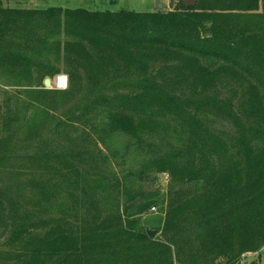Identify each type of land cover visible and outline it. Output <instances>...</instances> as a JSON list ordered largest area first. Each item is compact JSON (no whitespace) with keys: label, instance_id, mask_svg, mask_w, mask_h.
<instances>
[{"label":"trees","instance_id":"16d2710c","mask_svg":"<svg viewBox=\"0 0 264 264\" xmlns=\"http://www.w3.org/2000/svg\"><path fill=\"white\" fill-rule=\"evenodd\" d=\"M194 1L156 13L0 1V71L36 67L43 85L61 71L35 57L62 60L61 96L84 103L74 120L94 124L100 144L158 137L167 152L138 173L171 178L163 217L148 220L156 195L96 197L123 181L87 135L82 148L25 156L0 137V264H240L264 246V0Z\"/></svg>","mask_w":264,"mask_h":264},{"label":"rangeland","instance_id":"374dc122","mask_svg":"<svg viewBox=\"0 0 264 264\" xmlns=\"http://www.w3.org/2000/svg\"><path fill=\"white\" fill-rule=\"evenodd\" d=\"M4 8L21 10H46L60 8L62 10H86L90 12H134V13H156L167 12L172 9L170 0H0ZM42 65H49L59 69L61 73L51 78V88L45 89L41 83L40 75L36 67H30L28 74L12 76L0 71V137L9 138L13 152L19 156L31 155L36 149L56 146H74L76 149L85 146L81 143L80 136L87 135L94 143H98L109 178L115 176L123 181L114 193L105 195L101 191L96 192V197H117L122 205L126 195L135 192H143L145 196L156 195V212H147L143 218L157 220L163 217L171 178L167 173L151 174L141 177L140 172L152 157L167 152L164 143L158 137L144 138L137 142L134 138L117 133L109 136L105 144H100L97 136L102 135L100 131L95 133L94 124L90 122L74 120L78 108L84 103H78V98L61 96L68 91L67 76L62 74L64 66L62 60L51 56L35 57ZM65 78L64 88L58 87L59 77ZM46 78V79H47ZM50 91V96H43L42 91ZM54 100H52V99ZM52 102V104H50ZM62 123V124H61ZM73 124L71 129L63 131L64 124ZM98 126L102 123L96 122ZM61 126H58L60 125ZM229 128V127H228ZM55 129V130H54ZM100 127H98V130ZM55 131V132H53ZM70 140V143H69ZM166 141L174 146L181 144L180 137L167 138ZM75 143V144H74ZM9 145V147H10ZM42 145V146H41ZM41 146V147H40ZM155 152V153H154ZM168 175V180L165 176ZM128 190L132 192L126 194ZM140 201V200H139ZM69 203V202H68ZM68 203H64L67 205ZM56 207L49 208V215H57ZM159 237V236H158ZM4 239L0 238V250ZM220 260L217 264H222ZM240 264H264V246L257 252L245 253L240 258Z\"/></svg>","mask_w":264,"mask_h":264},{"label":"water","instance_id":"95a60500","mask_svg":"<svg viewBox=\"0 0 264 264\" xmlns=\"http://www.w3.org/2000/svg\"><path fill=\"white\" fill-rule=\"evenodd\" d=\"M195 5V1L194 0H182V6L184 8H189V7H193ZM43 86L45 89H50L51 88V80L50 79H45L43 81ZM139 202V199H135L133 202H131L128 206L134 205L136 203ZM147 235L149 237H152L155 235V232H148Z\"/></svg>","mask_w":264,"mask_h":264},{"label":"bare ground","instance_id":"6f19581e","mask_svg":"<svg viewBox=\"0 0 264 264\" xmlns=\"http://www.w3.org/2000/svg\"><path fill=\"white\" fill-rule=\"evenodd\" d=\"M58 87L59 88H64V85H65V78L62 76V77H59L58 81Z\"/></svg>","mask_w":264,"mask_h":264},{"label":"built area","instance_id":"2783aa9c","mask_svg":"<svg viewBox=\"0 0 264 264\" xmlns=\"http://www.w3.org/2000/svg\"><path fill=\"white\" fill-rule=\"evenodd\" d=\"M165 180H166V181L168 180V175L165 176ZM150 212L155 213V212H156V208H155V207L151 208V209H150Z\"/></svg>","mask_w":264,"mask_h":264}]
</instances>
